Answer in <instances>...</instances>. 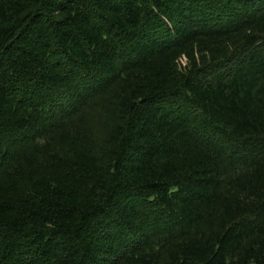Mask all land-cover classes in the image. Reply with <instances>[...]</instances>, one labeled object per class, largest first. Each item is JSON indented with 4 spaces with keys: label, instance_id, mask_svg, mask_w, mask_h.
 Returning a JSON list of instances; mask_svg holds the SVG:
<instances>
[{
    "label": "trees",
    "instance_id": "16d2710c",
    "mask_svg": "<svg viewBox=\"0 0 264 264\" xmlns=\"http://www.w3.org/2000/svg\"><path fill=\"white\" fill-rule=\"evenodd\" d=\"M0 264H264V0H0Z\"/></svg>",
    "mask_w": 264,
    "mask_h": 264
}]
</instances>
